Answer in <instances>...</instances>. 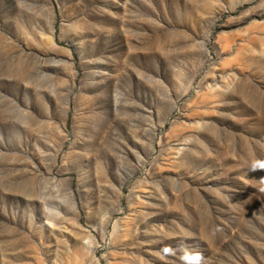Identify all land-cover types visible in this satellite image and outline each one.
Listing matches in <instances>:
<instances>
[{"label":"rangeland","instance_id":"374dc122","mask_svg":"<svg viewBox=\"0 0 264 264\" xmlns=\"http://www.w3.org/2000/svg\"><path fill=\"white\" fill-rule=\"evenodd\" d=\"M0 264H264V0H0Z\"/></svg>","mask_w":264,"mask_h":264}]
</instances>
